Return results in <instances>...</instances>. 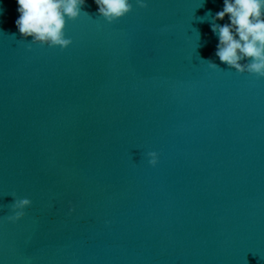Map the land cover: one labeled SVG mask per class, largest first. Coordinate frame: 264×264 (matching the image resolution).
<instances>
[{"label":"water","instance_id":"1","mask_svg":"<svg viewBox=\"0 0 264 264\" xmlns=\"http://www.w3.org/2000/svg\"><path fill=\"white\" fill-rule=\"evenodd\" d=\"M146 3L61 48L0 0V264H264V77L215 56L223 0Z\"/></svg>","mask_w":264,"mask_h":264},{"label":"clouds","instance_id":"2","mask_svg":"<svg viewBox=\"0 0 264 264\" xmlns=\"http://www.w3.org/2000/svg\"><path fill=\"white\" fill-rule=\"evenodd\" d=\"M14 20L17 31L22 37H31L32 44L48 47H68L72 40L66 37L65 29L68 20L77 19L84 12L82 6L87 0H15ZM204 2V0H203ZM97 13L109 23L114 22L133 8V0H94ZM139 7H146V0H135ZM3 9H0L2 12ZM212 33L217 37L215 56L230 68L264 77V0H223L221 10L214 15L211 10L205 13ZM223 24L218 23L224 20ZM204 20V19H201ZM15 35V33H13ZM209 66L217 68L211 60ZM148 163H158V153H147ZM11 204L12 214L6 219L15 222L25 216V209L32 201L27 198H16Z\"/></svg>","mask_w":264,"mask_h":264}]
</instances>
